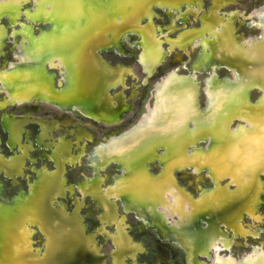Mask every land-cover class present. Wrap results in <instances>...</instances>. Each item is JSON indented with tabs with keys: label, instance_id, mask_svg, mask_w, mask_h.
I'll return each instance as SVG.
<instances>
[{
	"label": "bare ground",
	"instance_id": "6f19581e",
	"mask_svg": "<svg viewBox=\"0 0 264 264\" xmlns=\"http://www.w3.org/2000/svg\"><path fill=\"white\" fill-rule=\"evenodd\" d=\"M44 1L56 16H48L43 9L27 15L31 20L43 21L40 37L28 39L29 46H23L19 63L0 72V86L10 92L8 100L12 103L23 104L41 98L64 111L65 116L57 117L54 122L38 121L36 141L45 152L54 142V138L49 140L51 142L45 140L46 136L50 137L47 132L54 124L58 129L70 130L75 139L67 140L63 135L56 141L51 154L54 170L36 168L35 181L27 193L21 187L18 193L7 198L0 190V264H66L63 258L66 249L85 251L93 241L82 232L78 213L65 212L58 198L65 194V161L77 159L72 155L75 149L73 141L81 145L90 133L83 125L78 126L77 133H74V128L69 129L75 124L67 114L78 108L85 117L108 126L122 121V115L128 110L125 103L118 96V104L112 105V98L107 93L123 83L131 70L122 64L113 66L105 61L100 51L123 53L121 38L125 31H132L140 37L139 43L146 58L143 65L149 76L156 66L162 65L169 52H176V48L185 51L197 44L193 71L206 73L212 65L222 64L232 69L233 77L212 75L206 78L205 99L201 106L193 75L169 72L155 85L154 103L146 107L136 124L119 137L113 134L108 143L92 147L88 167L94 177L86 183L80 182L83 183L79 186L80 193L90 194L96 200L105 232L106 226L115 224V233H110L114 241L113 264H121L125 257L140 248L129 240L124 226L116 219L118 213L113 203L116 198L121 200L126 211L134 210L139 218L155 227L159 235L181 246L185 264H204L199 262L198 255L209 251L213 239H221L218 231H221L219 225L222 223L234 228L233 234L237 237L249 234L248 230L237 228L240 227L237 222L246 208L251 212L259 208L264 192V183L259 176L264 172V95L257 103L249 102L254 86L260 85L264 89V6L253 10L252 14L230 12L221 21V9L236 4L237 0H209L211 7L201 16L199 26L188 25L187 16H182L184 31L174 38H167L168 48H164L156 27L151 24L154 6L165 3L178 10L185 4L199 6L204 0ZM19 2L0 8L8 13L11 25L18 6L22 4ZM77 9L91 10L92 24L88 31L80 27L74 29L75 32L63 29ZM253 14L257 18L249 21V28H259L261 34L258 39L246 40L248 46H245L243 41L239 42L233 22L237 18L243 21ZM143 19L146 24H141ZM217 23H221L219 27H216ZM5 32L0 29V48ZM16 32L24 38L29 31L22 25ZM40 39L47 42L45 50L41 46H31ZM46 52L63 58L66 71L61 79L62 90L54 88L53 79L45 73L42 60ZM27 56H33L30 65ZM5 105L0 101V110ZM248 116L254 118L248 127L240 124L235 130L229 128L234 121ZM31 119L33 116L21 123L12 119H4L1 123L12 154L0 152V173L13 177L14 181L24 173L22 155L26 149L18 141ZM207 136L208 149L186 153L189 145L194 146ZM157 161L161 166L155 174L148 166ZM115 162L121 172L104 192L100 187L99 174L101 169ZM192 166L200 173L207 168L213 180L212 188L201 186L197 198L181 193L184 188L174 179L177 169ZM226 175L238 183L236 190L222 186L221 179ZM166 218L181 219V222L169 225ZM204 220H207V228L202 226ZM32 226L43 232L44 242L39 246L32 243ZM213 264H264V251L255 249L240 260L231 256L221 257L217 251Z\"/></svg>",
	"mask_w": 264,
	"mask_h": 264
},
{
	"label": "rangeland",
	"instance_id": "374dc122",
	"mask_svg": "<svg viewBox=\"0 0 264 264\" xmlns=\"http://www.w3.org/2000/svg\"><path fill=\"white\" fill-rule=\"evenodd\" d=\"M17 1L18 0H0V8L3 9L7 6L15 5V2L17 3ZM19 1V3L22 4L18 6V13L14 17L15 21L12 25L10 23L8 13L0 10V29H4L6 31L2 47L0 48V72L7 71L11 65L19 63L23 46H29L28 39L35 38L36 36L40 37V29L43 27V21L31 20L27 15H33L38 10L42 9L45 10L46 14L50 17L55 14L51 11L52 7L48 3L46 5L44 0H39V2L38 0H35V2L34 0ZM36 2H38V4ZM209 2V0H204V2L199 6L185 4L178 10L173 9L170 5H166L165 3L155 5V13L152 17L151 24L154 28L156 27V34L162 40L163 47L168 48L166 42L167 38H174L175 35L184 31L185 28L182 22L183 20L181 19L182 16H187L189 20L187 21L188 25H192L193 23L194 26L198 27L201 16L211 7ZM262 6H264V0H237L236 4L227 8H222L219 18L221 21H224L228 13L233 11L252 14L253 10L261 8ZM78 10L79 9H77V13H75V15H73L68 22H66L63 29L69 28L70 31L73 30V32H75L74 29L80 27L81 30L83 29L88 31V27L92 24V12H90L91 10L89 9H85V11L82 9L79 10V12ZM222 12L226 13L224 14ZM255 16L256 15L253 14L249 18H243V21L237 18L233 22L235 34L238 38L240 37L239 42L243 41L245 46H248V43L246 42H248L251 38L258 39L260 37L261 29L258 28L257 30L249 28V21L255 20V18H257ZM144 21L146 20L143 19L141 24L147 23ZM220 24L217 23L216 27H219L218 25ZM22 25L27 26L29 31L24 38L22 37V34L16 32ZM205 34L203 36H205ZM139 39L140 37L132 31H125L123 37L121 38V44L124 48L123 53L116 51L105 53L100 51V54L104 57L105 61H109V63L113 66L122 64L129 67L131 70L126 75L123 83H120L115 90L110 89L108 91L109 94L107 93V96L112 98V105L118 104L116 98L118 96L123 103H125L128 110L122 115V121H120L118 125L108 126L104 123L95 122L92 119L85 117L78 108L72 110L70 114H67V116L74 121L73 124L75 125L70 126L69 128H74V133H77L79 125H83V127L90 132L86 135L85 141L82 142L81 145H79V142L75 140L73 141L75 143V149L72 155L76 156L77 159L72 162L65 161L63 173L65 194L58 197L59 202L65 209V212L78 213L82 232L93 240L90 244H88V247L86 246L87 248L85 251L83 250L84 255L80 259V264H90L91 261L93 264H113L112 252L114 248L112 245H114V241L110 233H113L115 230V224L106 226L107 231L105 232L103 230L104 226L101 225V210L97 206L96 200H94L90 194L83 195L80 193L79 186L94 177L92 175L93 172L88 167V158L92 147L95 148L101 143H108L111 137H113V134H117L119 137L122 132L128 130L131 126L136 124L139 117L147 110L146 107L149 104L153 105L154 103L153 99L156 91L155 85L162 81V79L167 76L169 72L176 71L182 76L193 75L194 79H196L195 83L198 87V97L201 106L204 104L205 85L209 77L212 75L219 77H233L232 69L222 64L220 66L212 65L210 71H207L206 73L193 71L192 65L198 52L197 44L185 51H181L176 48L177 51H174L175 53L173 51L169 52L168 57L166 55L165 59H163L162 65L156 66L153 73L149 76L144 69L143 60L146 58L143 56V46L139 43ZM46 43V40L43 41V39H40L39 42L31 44V46L34 48L41 46L43 50H45L47 47ZM216 52L218 54L220 53L219 50H216ZM45 54L46 56H43L42 60L45 63V73L53 79L54 88L62 90L64 87H62L61 81L64 77L63 73L66 71L62 61L63 58L54 55L51 56L47 52ZM33 56H27L26 58L29 65L31 64V58ZM263 95V87L256 85L250 93L251 97L249 102L252 104L257 103ZM9 97L10 92L0 86V101L6 103V105L0 110L1 153L4 155L12 154V150L9 149L6 140V132L3 131L1 127L2 121L4 119H12L21 123L27 117L30 118L33 116V119L25 125L23 131H21L18 141L23 143V146L26 149V152L22 155L25 161L24 173L26 174L23 173L18 175V181H14L13 177H7L5 174L0 173V184H2V188L0 187V190L7 198L15 195V192L18 193V189L21 187L26 193L28 192L30 186L35 181V174L37 173L36 168L41 167L40 169L46 168L49 171L54 170L55 165L51 159V154L54 152L52 148L56 145L57 140L64 137L63 135H65L67 140L75 139V136L72 135L70 130L67 132V130L58 129L56 124H54L47 132V134H50V137H45V140L48 141L54 138V142L52 141L51 148L47 149L45 152L43 150L44 148L36 141V137L39 134V128H37L39 125L38 121L42 119L54 122L57 117L65 116L64 111L41 98H36L28 103L23 102V104H16L8 100ZM241 118H243V120ZM241 118H239L241 120H236L233 124L231 123L232 125L230 124L229 128L231 130H235L240 124L248 127L250 122L254 120L253 116H248L245 119L244 117ZM189 127L191 128L192 125L190 124ZM262 136H264V129L262 130ZM209 145V137L207 136V138H205L202 142H199L194 146L189 145L186 153L192 154L195 149L206 150L209 148ZM50 150L52 151L50 152ZM159 152L162 153L163 150H160ZM44 156L46 158H44ZM43 162H45V164H43ZM115 164L117 163L115 162L109 165L106 169H101L99 174V178H101L100 187L104 192H107L109 185L112 184L113 178L121 172L119 166H115ZM160 166V163L157 161L151 163L148 167L151 172L157 174L160 170ZM196 171L195 167L192 166L190 168H180L174 172L175 181H177L179 186L184 188V191L181 193H189V195L194 196L195 198L198 197L201 186L212 188L213 184V180L211 179L212 177L210 178L211 175L209 174L207 168L201 173ZM259 176L262 178L264 183V172H261ZM225 177H223L224 179H221L222 186H224V188L236 190L238 188V183L233 181L232 176L229 177L226 175ZM260 199L261 201L258 204L259 208L253 212H251L249 208H246L243 211L240 220L237 222V226H240L237 228L246 229L250 233L246 236L237 237L233 234L234 228L228 227L226 223L220 224L219 228L221 231H218V238L221 239H213V243L210 245L209 251L198 255L200 263H215L217 251L221 257L231 256L236 260L242 259L247 254H251L255 249L264 251V192L262 193ZM113 203L114 208L118 213L116 219L124 226L129 240L133 244L140 246L136 253L125 257L121 264H185L181 246L159 235L155 227L147 224L146 221L139 218L134 210L126 211L119 198L114 199ZM166 222L169 225H176L181 222V219L166 218ZM202 226H205V228L208 227L207 220L202 222ZM30 230L34 232L32 241V243H34L33 245L39 246L43 244V232L37 230L35 226L30 227ZM254 232H258V235H254Z\"/></svg>",
	"mask_w": 264,
	"mask_h": 264
},
{
	"label": "water",
	"instance_id": "95a60500",
	"mask_svg": "<svg viewBox=\"0 0 264 264\" xmlns=\"http://www.w3.org/2000/svg\"><path fill=\"white\" fill-rule=\"evenodd\" d=\"M63 255H65L63 258L66 264H73L74 262L78 264L80 263L81 257L84 255V251L83 249H66V253Z\"/></svg>",
	"mask_w": 264,
	"mask_h": 264
}]
</instances>
